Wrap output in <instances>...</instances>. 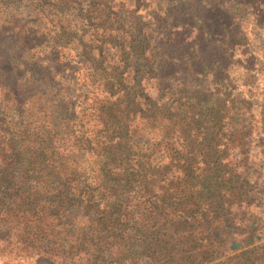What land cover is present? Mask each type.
<instances>
[{"label": "trees", "instance_id": "1", "mask_svg": "<svg viewBox=\"0 0 264 264\" xmlns=\"http://www.w3.org/2000/svg\"><path fill=\"white\" fill-rule=\"evenodd\" d=\"M162 2L0 0L17 64L54 83L33 103L26 71L0 72V240L24 255L264 264L262 183L244 172L261 111L200 39L177 55L157 41L175 24Z\"/></svg>", "mask_w": 264, "mask_h": 264}, {"label": "rangeland", "instance_id": "2", "mask_svg": "<svg viewBox=\"0 0 264 264\" xmlns=\"http://www.w3.org/2000/svg\"><path fill=\"white\" fill-rule=\"evenodd\" d=\"M162 5L174 17L175 24L170 32L160 33L157 41L170 55H177L186 45V39L188 42L194 36L200 39L201 53L211 57L214 77L226 72L229 81L236 84L244 82L236 85L237 89L243 90L245 95L254 99V111H261L260 119L264 120V0H164ZM14 39V35L12 38L9 35L7 25H0V72H4L6 76V71L13 67V63L18 67L15 70L17 73L26 71L25 79L20 84L26 93H35L30 100L38 103L34 99H46L42 91L51 89L54 83L50 84L43 78L42 70L38 73L42 78L36 76L33 80L30 77V64L26 70L17 64L21 52L20 44ZM173 71L174 67L166 61L160 67V73L165 79ZM181 73L186 80L189 79L185 69ZM55 80L60 82L58 78ZM62 80L66 81L65 78ZM171 81L174 79L169 82ZM260 124L263 129L261 135H264V122H260L259 126ZM251 149L253 158L251 155L249 157L255 165L244 167V172L249 173L252 180L262 183V201L258 205H252L251 209L261 216L263 224L260 232L264 235V140L259 145H253ZM0 264L55 263L37 255H24L10 239H6L0 240Z\"/></svg>", "mask_w": 264, "mask_h": 264}]
</instances>
